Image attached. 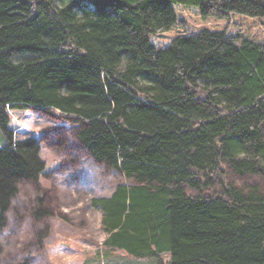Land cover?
Masks as SVG:
<instances>
[{
    "label": "trees",
    "instance_id": "trees-1",
    "mask_svg": "<svg viewBox=\"0 0 264 264\" xmlns=\"http://www.w3.org/2000/svg\"><path fill=\"white\" fill-rule=\"evenodd\" d=\"M30 109L120 178L93 202L104 246L264 264V0H0V232L50 171L43 135L11 128Z\"/></svg>",
    "mask_w": 264,
    "mask_h": 264
},
{
    "label": "rangeland",
    "instance_id": "rangeland-1",
    "mask_svg": "<svg viewBox=\"0 0 264 264\" xmlns=\"http://www.w3.org/2000/svg\"><path fill=\"white\" fill-rule=\"evenodd\" d=\"M20 111L15 112L11 128L22 135H43L42 155L50 171L40 192L31 183L20 187L14 203L19 221L9 220L0 232L3 257H32L31 264H170L169 254L137 258L103 245L108 238L102 226L103 211L93 202L110 197L120 178L97 164L86 150L75 147L71 143L73 130L57 116L35 109H30V115ZM61 140H65L63 144ZM10 144L9 135L0 129V149ZM41 193L43 205L53 214L45 223H34L31 217L40 206ZM36 224L41 235L36 232Z\"/></svg>",
    "mask_w": 264,
    "mask_h": 264
},
{
    "label": "crops",
    "instance_id": "crops-1",
    "mask_svg": "<svg viewBox=\"0 0 264 264\" xmlns=\"http://www.w3.org/2000/svg\"><path fill=\"white\" fill-rule=\"evenodd\" d=\"M25 112H27V111H25Z\"/></svg>",
    "mask_w": 264,
    "mask_h": 264
}]
</instances>
